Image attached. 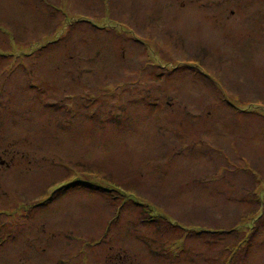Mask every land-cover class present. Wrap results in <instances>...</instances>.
I'll use <instances>...</instances> for the list:
<instances>
[{
    "label": "rangeland",
    "instance_id": "obj_1",
    "mask_svg": "<svg viewBox=\"0 0 264 264\" xmlns=\"http://www.w3.org/2000/svg\"><path fill=\"white\" fill-rule=\"evenodd\" d=\"M7 1L0 264H264V0Z\"/></svg>",
    "mask_w": 264,
    "mask_h": 264
},
{
    "label": "crops",
    "instance_id": "obj_2",
    "mask_svg": "<svg viewBox=\"0 0 264 264\" xmlns=\"http://www.w3.org/2000/svg\"><path fill=\"white\" fill-rule=\"evenodd\" d=\"M7 2H10L11 3V0H8ZM8 5H4L3 6V8H2V10L0 11V19H3V18H5V15H6V12L8 11V9L6 8ZM29 11H30V6H29ZM32 11H33V14H34V12H35V5H34V3H33V6H32ZM31 25H32V27H33V25H34V19L32 20V23H31ZM0 26H3V21H0ZM29 27H30V25H29ZM15 29H17V28H15ZM15 29L14 30H12L13 31V34H14V32H16L15 31ZM29 29V28H28ZM14 36H15V34H14ZM222 173H224V172H221V175H222ZM225 173H227V172H225ZM216 175V174H215ZM184 185H186V184H184ZM225 185H228V182L227 181H225ZM252 191H254V190H252ZM242 194L244 195L245 194V189H243L242 190ZM260 197V196H259ZM239 198H243V196H239ZM255 206H257V204L255 205ZM254 206V207H255ZM255 212V211H254Z\"/></svg>",
    "mask_w": 264,
    "mask_h": 264
}]
</instances>
